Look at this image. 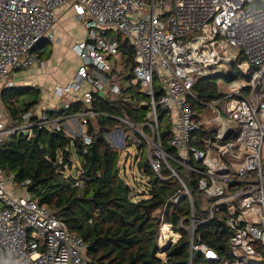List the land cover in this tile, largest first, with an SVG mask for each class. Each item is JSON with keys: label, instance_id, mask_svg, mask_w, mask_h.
Masks as SVG:
<instances>
[{"label": "built area", "instance_id": "obj_1", "mask_svg": "<svg viewBox=\"0 0 264 264\" xmlns=\"http://www.w3.org/2000/svg\"><path fill=\"white\" fill-rule=\"evenodd\" d=\"M63 7H71L86 30L71 47L80 63L68 82L54 86L53 97L60 99L55 110L47 104L14 121L1 107L3 92L19 88L17 74L41 62V42L60 41L55 32ZM121 41L134 51L125 87L140 84V100L126 96L110 79L116 63L126 65ZM212 75L221 76L224 88L219 97L204 100L195 82ZM107 91L147 111L137 124L118 118L137 131L134 135L120 126L104 137L114 148L136 144L138 152H148L160 178L166 179L167 169L180 181L182 187L168 202L183 196L191 201V262L197 250L212 264H264V0H0V145L13 137L31 140L37 130L64 131L72 139L81 137L87 152L93 142L88 118L99 115L92 103ZM73 103L86 109L59 114ZM163 114L176 157L163 146ZM178 166L189 179L197 176L207 209L200 207ZM85 180L78 168L71 186L82 187ZM29 184H18L0 167V264H87L88 244L32 198ZM213 219L230 232L228 257L195 240L194 224ZM165 227L177 235L166 243ZM173 228L161 218L158 256L163 261L169 251L164 248L182 237Z\"/></svg>", "mask_w": 264, "mask_h": 264}, {"label": "trees", "instance_id": "obj_2", "mask_svg": "<svg viewBox=\"0 0 264 264\" xmlns=\"http://www.w3.org/2000/svg\"><path fill=\"white\" fill-rule=\"evenodd\" d=\"M44 42L37 48L43 49L39 55L41 59L49 58L51 54L44 53L47 45ZM121 51L127 55L128 66L132 65L133 47L121 41ZM194 90L204 100L220 95L217 82L212 78L197 79ZM123 93L132 99L144 97L140 84L124 88ZM161 93L158 92L159 95ZM40 98V90L19 87L5 90L2 102L10 117L19 121L24 113L40 102ZM85 109L82 103H73L59 114ZM92 109L99 115L96 126L89 122L88 132L93 142L87 146V152H84L81 137L72 139L64 131L37 130L31 140L13 137L0 145V167L13 173L18 184L30 180L28 187L32 198L55 211L72 232L84 239L89 246L87 264H212L199 252L191 262L189 232L181 227V223L186 225L191 216V201L183 196L178 201L168 202L182 187L180 181L170 177L167 169L162 174L166 179L160 178L148 158L142 166V156L138 154L135 159L137 169L145 179V187L138 193L121 176L119 149L112 147L105 138L98 139L100 135L124 125L118 118L140 122L146 109L134 101L124 102L118 97L105 98L99 94L94 97ZM160 127L165 150L176 157V151L170 144L169 121L164 114L160 116ZM73 148L79 158V168L85 172L86 180L82 187H72L73 175L66 176L65 173V168L72 166ZM178 170L180 172L181 167L178 166ZM188 185L195 197L198 193L197 176L192 175ZM195 207L198 209L197 202ZM159 211H162L164 221L182 234L168 251L166 261L158 256ZM229 233L223 221L213 219L196 225L195 240L208 244L221 257H228ZM167 234L168 241L173 235L168 228Z\"/></svg>", "mask_w": 264, "mask_h": 264}, {"label": "crops", "instance_id": "obj_3", "mask_svg": "<svg viewBox=\"0 0 264 264\" xmlns=\"http://www.w3.org/2000/svg\"><path fill=\"white\" fill-rule=\"evenodd\" d=\"M55 33L60 39L59 42L50 43L45 41L47 45L46 50L44 49V53H51L49 58H40V63L25 72H21L16 77L19 87L26 86L40 90V102L33 108L40 111L43 110L47 104L50 110H55L57 105L60 104V99L53 97L54 86L56 84L68 82L75 73L80 61L71 50V47L75 42L84 39L86 36L84 26L77 20L71 7H63L58 10V24ZM42 51L43 49H37L39 55ZM121 58L122 60H126V65L121 66L119 62L116 63L117 72H115L113 76H110V79L112 83L126 89L128 87H125V85L130 83L127 77V70H129L131 65L128 66L127 55L123 54ZM68 60L70 63H67V67H62L61 65ZM123 70L124 73L122 74ZM121 74L125 75L123 81L119 80ZM105 93L104 95L101 93V96L107 98L112 94H108V91ZM2 106L5 107L4 104Z\"/></svg>", "mask_w": 264, "mask_h": 264}, {"label": "rangeland", "instance_id": "obj_4", "mask_svg": "<svg viewBox=\"0 0 264 264\" xmlns=\"http://www.w3.org/2000/svg\"><path fill=\"white\" fill-rule=\"evenodd\" d=\"M67 63H70V61L69 60L65 61L61 66L66 68L68 65ZM22 72H25V71H22ZM115 72H117V70H115L114 73ZM20 73L21 72H19L18 74H20ZM123 73H124V70L122 71V74ZM116 74H118V73H116ZM122 74H121V76H119L120 81H123L125 79V75H122ZM215 81L217 82L219 90L222 91L224 87L221 85V79H215ZM117 82H118V80H117ZM156 84H158L157 81H156ZM110 97H117V96L115 94H111ZM1 104L3 105V102H1ZM2 105H1V107H3ZM96 118L97 117H90V118H88V120H89V122L92 121L96 126L97 125V123H96L97 119ZM133 123L137 124L136 122H133ZM122 127H124L127 130V131L126 130L125 131L129 132L131 135H134V133L137 132L130 124H124V125H122ZM112 131H113V129L111 130V132ZM125 148L126 149L117 147V149H119V151L121 152V162H120L121 163L120 164L121 176L124 178V180L130 186H132L135 189V191H137L138 193H141L144 189L143 187H145V184H144L145 179L143 178L141 173L138 172L135 159L137 158L138 154L140 155V157L142 156V161H143L142 166H144V163L148 158V152L145 150V153L141 154L137 150V145L132 144L131 142H128V146ZM71 159H72V166L65 168L66 176L77 175V169L79 168V158H78V155H77L76 150L74 148L72 149ZM181 175H182V178L184 179V181L185 182L187 181L189 183V176L187 175V172L185 170L181 171ZM195 198L197 200H199L201 208H203V209L208 208L207 199H206V197H203V194L201 192L196 193ZM158 215L160 216V218H162L163 217L162 211H161V213L159 211ZM195 223H196V221H195ZM192 226H193L192 218H190L188 220V223L186 225H185V223H183V224L181 223V227L185 228L188 232H189V230H191ZM194 226H196V225L194 224ZM173 230L175 233L178 234V237H180V235L182 236V234L180 232H178L176 229L173 228ZM195 231H196V229H195ZM176 236L177 235H174V237H176ZM189 236H190V234H189Z\"/></svg>", "mask_w": 264, "mask_h": 264}, {"label": "water", "instance_id": "obj_5", "mask_svg": "<svg viewBox=\"0 0 264 264\" xmlns=\"http://www.w3.org/2000/svg\"><path fill=\"white\" fill-rule=\"evenodd\" d=\"M209 78H212V79H220L221 78V76L220 75H212V76H210ZM228 80H231V78H229ZM105 137H104V135H100L99 137H98V139H104ZM170 248H171V245L169 244L167 247H165L164 249L165 250H170ZM198 255V251L197 250H195L194 251V253H193V255H192V257L194 258V257H196Z\"/></svg>", "mask_w": 264, "mask_h": 264}, {"label": "bare ground", "instance_id": "obj_6", "mask_svg": "<svg viewBox=\"0 0 264 264\" xmlns=\"http://www.w3.org/2000/svg\"><path fill=\"white\" fill-rule=\"evenodd\" d=\"M162 232H163V235H164V239H163V242L164 243H166V241H167V236H168V234H167V228L165 227V228H163L162 229ZM173 235H175V234H173Z\"/></svg>", "mask_w": 264, "mask_h": 264}]
</instances>
